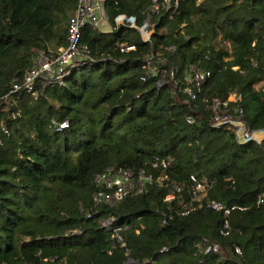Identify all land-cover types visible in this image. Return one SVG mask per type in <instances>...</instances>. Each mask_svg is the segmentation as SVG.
Segmentation results:
<instances>
[{
  "label": "trees",
  "instance_id": "1",
  "mask_svg": "<svg viewBox=\"0 0 264 264\" xmlns=\"http://www.w3.org/2000/svg\"><path fill=\"white\" fill-rule=\"evenodd\" d=\"M76 3L0 0V264H264V201L255 203L264 192V0H171L155 12L148 0H103L104 25L81 29L61 83L35 98L10 92L39 55L66 48ZM188 66L210 76L185 103L178 84ZM232 92L238 120L260 141L211 125L203 99ZM155 159L185 184L170 202L169 188L148 184L112 206L93 204L94 174L111 166L156 175ZM190 175L210 184L200 208L177 215L195 205ZM210 201L246 207L231 213L226 236ZM118 226L123 247L111 237ZM212 243L220 250L205 252Z\"/></svg>",
  "mask_w": 264,
  "mask_h": 264
},
{
  "label": "built area",
  "instance_id": "2",
  "mask_svg": "<svg viewBox=\"0 0 264 264\" xmlns=\"http://www.w3.org/2000/svg\"><path fill=\"white\" fill-rule=\"evenodd\" d=\"M150 3V10L155 12L159 5L164 6L166 9L170 7L171 0H148ZM103 0H77L74 11L67 22L66 38L67 46L64 49H60L55 56L39 55L32 67H30L22 76L19 82L12 85L10 92H16L18 90H24L32 98H35L39 88L50 82L61 83V73L65 66H67L71 60L78 55L77 46L79 44L80 32L85 25L91 27L103 26ZM176 2L173 1V6ZM150 34V31L142 36V39H146ZM132 46L120 47V50L130 49ZM85 52V50H84ZM87 59L86 55L81 58V62ZM155 56L148 54L145 56V63L143 68L145 73L153 74ZM171 76L173 72L170 73ZM210 76L209 71L198 70L193 66H188L186 73L183 76V80L178 84L179 91L183 94V102L188 103L196 98V93L200 91L202 86L206 83ZM163 81L162 75L156 81V86H160ZM177 82H174L176 84ZM205 103L209 105L211 112L210 123L213 126H217L223 123L231 124L235 129L236 139L238 142H244L247 139H254L253 133H250L238 120L241 115V109L235 106L236 98L232 92L229 96L220 101L216 98H212L209 101L203 99ZM186 122L191 124L194 122V118L191 116L186 117ZM66 126V123L58 124V129H62ZM1 132L7 133L4 126H0ZM255 141H260L256 140ZM167 166V161L155 159L151 164V169L157 170V174L154 175L152 172L147 173L144 169L133 170L130 168L122 167H107L103 171L93 175L92 180L96 185L97 189L92 195V202L94 205L106 204L112 206L118 203L121 199L128 195H138L143 193L147 189L148 184L163 186L170 189V192L162 198L163 203L170 202L174 195L178 196L185 186V184H177L172 180H169L164 170ZM190 187H189V201L195 203L194 206H186L180 210L175 211L177 215H186L190 211L200 208L202 202H200V196L204 189L210 184V181L202 178L190 175L189 176ZM264 201V192L259 194L255 203L260 204ZM206 208L217 212L222 217V223L219 229V233L222 236L228 234L229 228V217L232 212L244 211L245 206L239 205H227L223 202L210 201L205 204ZM114 219L109 218L105 220L102 225L109 227ZM123 227L118 226L111 229V237L118 243L119 246L123 247L125 242L123 240L121 231ZM213 251H219V246L216 243L208 245L205 249L207 252L209 249ZM235 251L240 253L239 249Z\"/></svg>",
  "mask_w": 264,
  "mask_h": 264
},
{
  "label": "crops",
  "instance_id": "3",
  "mask_svg": "<svg viewBox=\"0 0 264 264\" xmlns=\"http://www.w3.org/2000/svg\"><path fill=\"white\" fill-rule=\"evenodd\" d=\"M263 134L261 132H254L253 133V137L256 139V140H260L262 138Z\"/></svg>",
  "mask_w": 264,
  "mask_h": 264
},
{
  "label": "rangeland",
  "instance_id": "4",
  "mask_svg": "<svg viewBox=\"0 0 264 264\" xmlns=\"http://www.w3.org/2000/svg\"><path fill=\"white\" fill-rule=\"evenodd\" d=\"M120 21V20H119ZM147 33H142V36H145ZM255 139V138H254Z\"/></svg>",
  "mask_w": 264,
  "mask_h": 264
},
{
  "label": "water",
  "instance_id": "5",
  "mask_svg": "<svg viewBox=\"0 0 264 264\" xmlns=\"http://www.w3.org/2000/svg\"><path fill=\"white\" fill-rule=\"evenodd\" d=\"M218 245V244H217Z\"/></svg>",
  "mask_w": 264,
  "mask_h": 264
}]
</instances>
